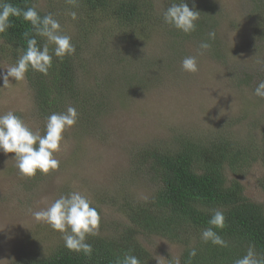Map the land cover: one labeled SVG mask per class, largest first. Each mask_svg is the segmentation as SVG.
<instances>
[{
  "label": "trees",
  "instance_id": "1",
  "mask_svg": "<svg viewBox=\"0 0 264 264\" xmlns=\"http://www.w3.org/2000/svg\"><path fill=\"white\" fill-rule=\"evenodd\" d=\"M250 1L252 35L262 34L264 38V0ZM5 2L22 9L34 6L41 16L51 13L60 22L63 33L72 37L71 42L76 49L73 55L65 56L63 60L53 55L47 75L29 68L25 79L32 88L36 114L42 120L73 106L78 113L77 120L85 122V126H92L90 133L95 129V122L98 124L99 118L109 114L108 104L112 100L108 94L115 99L119 96L125 98L120 91L127 82L139 87L144 80L143 74L149 70L156 68L159 74L169 71L172 60L179 57L181 44L191 40H198V43L199 40L206 41L211 44L207 52L220 56V43L216 37L209 40L208 36L209 32H214L212 0H205L209 6L199 0H184L190 9L194 7L200 12L196 30L187 35L165 24L162 18L164 10L181 0H75L74 3L46 0L47 6L44 7L37 5L38 0ZM160 2L163 4L156 10ZM72 12L76 13L75 19L70 15ZM10 19L14 21L13 27L0 34V57L16 63L27 49L23 33H34L30 23L22 18ZM69 19L77 27L76 34H68L65 30L63 22ZM103 22L111 28L109 31L108 28L99 29L100 45L95 58L92 54L87 60L83 57L79 65V55L87 36ZM113 26L119 32L116 38L112 33ZM156 35L164 38L162 66L157 57L153 60L147 57L145 45L141 44ZM36 39L40 47L47 42L43 37L36 36ZM107 41L118 42L120 51L116 58L105 52L108 50ZM54 47L49 44L50 54ZM82 65L86 75L92 73L93 85L85 86L80 80L77 71ZM262 80L264 77L260 76L259 82ZM14 114L22 117L20 112ZM90 118H93L92 123ZM211 131L202 134L196 128L174 130L167 142L149 143L131 153L134 158L131 160L132 172L142 170V176H149L156 183V188L146 199L124 197L118 203L116 210L124 222L119 221V228L114 233H99L86 238L93 248L91 256L68 250L63 240L50 252L40 254L34 250L19 256L12 264H115L116 259H123L125 254L135 255L140 264H156L151 252L139 240L138 235L141 234L180 243L179 264H235L250 245L255 247L260 257H264V208L261 203L248 198L238 178L251 164L258 163L264 167V127L258 145L248 142L251 137L233 138L219 130ZM226 170L233 178H226ZM258 186L264 192V177L258 180ZM216 209L223 211L225 227L213 230L227 241L228 247L205 243L201 239L202 231L212 227L208 221ZM192 249L196 250L195 256L189 255Z\"/></svg>",
  "mask_w": 264,
  "mask_h": 264
},
{
  "label": "rangeland",
  "instance_id": "2",
  "mask_svg": "<svg viewBox=\"0 0 264 264\" xmlns=\"http://www.w3.org/2000/svg\"><path fill=\"white\" fill-rule=\"evenodd\" d=\"M199 1L208 5L205 0ZM212 1L215 9L213 29L220 43L219 57L201 50V40L199 43L191 40L180 45L179 57L172 60L169 71L159 74L156 68L149 70L143 74L144 80L139 87L127 82L120 91L125 98L115 99L108 94L112 100L108 104L109 114L99 118L98 124L95 122L96 134L94 130L90 133L92 126H85L80 120L65 131L61 150L55 154L60 161L57 171L24 177L16 167L17 161L11 159L14 153L0 151V264H12L19 256L34 250L45 254L63 241L62 233L44 221H37L33 213L72 192L87 196L91 205L97 208L100 234L114 233L119 228V221L124 222L116 210L118 203L124 197L146 199L156 188L149 176H142V170L132 172L131 160L134 158L131 153L149 143L167 142L174 130L196 128L202 134L211 129L212 133L219 130L228 137H251L252 140H248L251 145L252 142L260 143L264 99L254 95V90L259 77H264V63H258L264 61V38L262 34L252 35L250 0ZM162 4L157 3L156 10ZM37 5L44 7L47 2L38 0ZM63 23L68 34L77 33L73 20ZM114 27L112 33L116 38L119 32ZM105 28L109 31L111 26L103 22L87 36L79 55V65L83 57L87 60L92 54L95 58L100 45L99 29ZM163 41V36L156 35L141 42L147 57L151 60L157 57L161 66L165 57ZM107 46L105 52L116 58L120 51L118 42L107 41ZM186 56H196L198 72L182 70L181 62ZM101 63L105 65L103 59ZM15 64L0 57V73H6L7 68ZM84 67L79 66L78 76L83 85H93L94 77L92 73L86 75ZM32 95L26 79L15 81L9 77L5 86L0 79V114L20 112L21 119L34 132L44 135L47 119L44 121L36 114ZM89 121L92 123L93 118ZM225 176L233 178L228 170ZM263 177L264 167L255 163L238 178L248 198L261 203L264 208V192L258 186V180ZM138 238L151 252L156 264L158 261L169 264L171 260L175 264L180 243L155 235L141 234Z\"/></svg>",
  "mask_w": 264,
  "mask_h": 264
},
{
  "label": "clouds",
  "instance_id": "3",
  "mask_svg": "<svg viewBox=\"0 0 264 264\" xmlns=\"http://www.w3.org/2000/svg\"><path fill=\"white\" fill-rule=\"evenodd\" d=\"M69 2L74 3L75 0ZM70 15L73 19L76 18L75 12ZM13 17H20L30 23L34 35H30L27 31L23 33L27 40V49L14 66L7 68L6 73H0L3 86L9 83V77L14 78L15 81H23L29 68L47 75L52 67L53 55L63 60L65 56L75 53L72 37L63 33L60 22L51 13L41 16L34 6L22 9L0 0V34L13 27L14 21L10 19ZM199 17L200 12L194 7L190 9L184 0L180 3H172L162 14L165 24L186 35L196 30ZM36 36L46 38L47 42L42 47L38 46ZM208 36L209 40H214L215 32H209ZM49 44L55 46L52 54L49 52ZM199 48L208 50L211 44L206 41L201 42ZM181 68L188 73L198 72L196 56L184 57ZM254 95L264 99V80L258 83ZM77 119L78 113L73 106H69L65 112L52 113L47 118L45 134L41 135L38 131L34 132L13 112L0 114V151L5 154L14 153L11 159L17 161L16 167L24 177H34L38 171L42 175L57 171L60 161L55 158V154L61 150L65 131L74 126ZM33 216L37 221H44L54 230L62 233L68 250L83 252L86 256L92 255V245L86 242V238L99 234L100 215L97 209L91 206L87 196L79 192H72L67 196L61 195L46 209L34 212ZM208 223L212 227L202 231L201 239L205 243L211 242L213 245L228 247L227 241L213 230V228L225 227L223 211L213 210ZM189 255L195 256L196 250L192 249ZM115 264H140V260L135 255L125 254L123 259L118 257ZM175 264H179L178 258ZM235 264H264V257H260L255 247L250 245L246 254L237 259Z\"/></svg>",
  "mask_w": 264,
  "mask_h": 264
}]
</instances>
